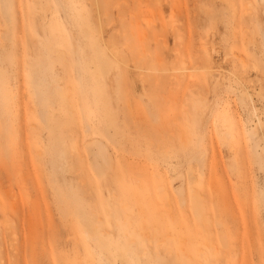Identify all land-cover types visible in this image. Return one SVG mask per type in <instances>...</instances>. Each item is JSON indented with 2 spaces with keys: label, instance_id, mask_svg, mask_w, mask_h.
Returning a JSON list of instances; mask_svg holds the SVG:
<instances>
[{
  "label": "rangeland",
  "instance_id": "374dc122",
  "mask_svg": "<svg viewBox=\"0 0 264 264\" xmlns=\"http://www.w3.org/2000/svg\"><path fill=\"white\" fill-rule=\"evenodd\" d=\"M262 30V0H0V264H264Z\"/></svg>",
  "mask_w": 264,
  "mask_h": 264
},
{
  "label": "bare ground",
  "instance_id": "6f19581e",
  "mask_svg": "<svg viewBox=\"0 0 264 264\" xmlns=\"http://www.w3.org/2000/svg\"><path fill=\"white\" fill-rule=\"evenodd\" d=\"M262 1H264V0H262ZM251 3V2H250ZM247 5H248V3H247ZM249 10V9H248ZM251 10V9H250ZM233 12H234V10H233ZM234 32V31H233ZM235 33V32H234ZM236 34V33H235ZM262 36H263V38H264V30H262ZM246 39V38H245ZM253 39V38H252ZM254 40H255V37H254ZM38 41H40V39L38 40ZM40 43V42H39ZM41 44V43H40ZM62 52V51H61ZM57 55H59V54H57ZM40 56H41V58L42 59H44L45 60V63H47V66L45 67V71L46 72H48L50 69H51V67L54 65V63L55 62H59L60 61V58H58V56H53V55H51L50 54V52H49V50H48V48L47 47H45V46H43V49H41V53H40ZM60 57V56H59ZM243 57V56H242ZM242 57H240V58H242ZM62 59V58H61ZM244 59V58H243ZM63 60V59H62ZM61 60V61H62ZM244 62V61H243ZM60 63V62H59ZM241 63H242V61H241ZM245 63V62H244ZM36 64V63H35ZM104 66V65H103ZM37 69V68H36ZM98 81V80H97ZM224 133H225V131H223ZM228 131H226V133H227ZM223 133V134H224ZM230 134V133H229ZM221 136H223L222 135V133H221ZM225 137H226V135H224ZM88 141V140H87ZM89 142V141H88ZM90 142H92V141H90ZM91 144V143H90ZM87 146H89V145H87ZM202 157V156H201ZM201 157H199V159L201 160ZM198 159V160H199ZM192 174L193 173H190L189 172V175L190 176H192ZM194 175V174H193ZM193 177V176H192ZM193 192H191V194H192ZM192 209L194 210V212L193 213H195L194 215H197L196 217L198 218V216H202V218H203V215H201L202 214V209H201V206H200V202H198V200H196L195 198H193L192 200ZM198 219H200V218H198ZM86 232V231H85ZM87 233V232H86ZM205 260H206V258H205Z\"/></svg>",
  "mask_w": 264,
  "mask_h": 264
}]
</instances>
